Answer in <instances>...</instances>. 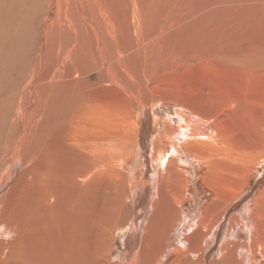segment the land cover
Masks as SVG:
<instances>
[{
	"label": "bare ground",
	"instance_id": "obj_1",
	"mask_svg": "<svg viewBox=\"0 0 264 264\" xmlns=\"http://www.w3.org/2000/svg\"><path fill=\"white\" fill-rule=\"evenodd\" d=\"M12 1L13 3H11ZM11 4H13L12 7ZM160 5L161 0H0V6L4 7L6 10H11V13L9 12L8 15L11 14L12 16L14 15L13 17L16 16L17 12H13L12 10H18L19 13L23 15L22 18L24 20L22 19V25L26 22L28 23V20H31V16L45 15L42 26H44L46 29L44 30V36L42 34V41L40 43L41 46L38 45L40 46V48L38 47L39 53L37 56L39 60L43 61L45 57L49 62L53 60L51 58L53 57L52 54H50V56L49 54L46 55V44L48 41L47 36L51 32V28L53 30L55 22L61 20V14L64 20L61 21V25L60 22H58L56 26V28H60L59 35L57 34L56 37L57 42H63V45L66 47L65 52L69 54V57L78 56V52L82 54L81 50H84L85 47L83 52L90 51L93 54V58L95 57L97 61L95 70L97 71V74H99L98 76H104V78L107 76L113 87L115 85L122 90H124L125 87L121 85L119 81V79L121 80L122 77H118L116 75L117 73L115 74L113 69H122V64L120 63L121 59L128 60L133 57L135 59L136 57L139 62H137L136 59L135 62L141 64L139 56L142 55L140 58L144 59V52L142 53L141 50L143 49L138 47L137 43L143 34L145 37L146 31L148 32L149 37L148 39L145 37L146 39H144L143 42L145 45L147 44V47H151L149 50L152 48L155 49V47H153V42L154 37L158 35V33L154 29L152 30L153 32L147 29L149 26L151 27L153 22L156 20H150L151 14L154 10L157 11ZM5 17L6 15L2 16L3 19H0V21H6L7 17ZM230 20L231 24L229 29L225 28L226 23L223 22L222 26H219L216 29L213 28L212 34L208 36L211 30L206 31L200 28V30L203 31L195 32V39L198 42L209 41L213 37L221 36L222 40H225L226 42H237L238 44L239 40L243 39L245 37L244 34L247 33L245 32V29H248V35H252L254 39H260V35H262L261 40L264 43V24L260 25L259 27L246 28L244 22H241V14L235 15L233 19ZM249 21L251 23L256 22L253 18ZM238 22L242 25L241 27L237 25ZM3 23L4 22L2 21V24ZM6 23L8 22L4 23L7 28L8 25ZM2 24H0V26L4 27V24ZM20 25L17 27V32L18 29H20L19 27H21ZM161 27L162 26H160V28ZM118 31L120 33V37L118 38L120 41L116 40L117 38L115 37V34L116 32L118 33ZM223 32H225L224 37ZM226 32H228V37H226ZM69 33H72V35ZM218 39L220 38L218 37ZM118 42H121L118 47L120 48L122 45V49L121 51L119 50L116 55H114L113 52L115 50V43ZM55 43L56 41L54 42L51 40L53 49H55V46H58L55 45ZM103 47L105 48L106 52L103 51ZM250 47H252V45ZM232 48L233 49H231L229 53V58L232 60L229 59V61L239 62L237 65H240V59L243 57L242 55L244 52L237 51L234 49V47ZM51 51L53 55L56 53L53 52V50ZM60 51L63 50L60 49ZM252 51H254V49L249 50V54H251ZM106 53H108V55ZM237 54L239 55L238 57ZM260 54L263 55L262 59H264V53L257 52L258 56ZM28 57L30 56L28 55ZM54 57L57 58L56 56ZM61 57H63L61 58L63 63H65L67 59H70L68 57L65 58L63 55H61ZM85 57L86 55L84 58ZM245 59H247V57ZM76 60H79L78 57ZM87 61L89 64L90 61L86 60V58L82 64L87 63ZM143 61H145V59ZM254 62L256 61L253 60V63ZM262 62H264V60ZM147 63H149L148 57ZM135 66H132V68ZM52 68L53 66L51 68L49 67V69ZM262 68L260 66L253 67V71H250L251 74L248 75V77L250 76L249 78L245 76L246 74H243V70L238 69L240 75L245 78L244 80L242 77L243 81H246L247 84L246 82L242 84L241 82L243 81L237 79V81H234L236 84H233L237 86L236 89L232 87L229 88L230 91L226 92L224 88L221 90L220 87V91L222 93L219 91L218 93L211 92L208 95L201 94L200 96H202L204 99L201 103L199 97L195 94L196 92L190 94L193 91L188 92V94L186 92H182V94L174 93L175 96H173L172 93L168 94V90L159 91L147 88V90H143V93L140 94L138 82V85L134 83L133 90L138 91V94L129 92L130 90L128 89H126V91L124 90V92L131 101V104H135L134 109L136 113H134L133 117L132 115L130 117H122L117 122L116 126L120 128L118 133L116 132L114 135V140L112 141L109 140L108 137H105V135H102L103 133L101 134V132L88 126L90 117H85L84 119L75 117L74 120L77 121V123L68 125L69 114L66 107V101L68 102V99H71L69 98L71 91L73 87L76 86L73 84H76L79 81V78H77V81L75 80L71 83L68 82L65 84L62 83L64 80L61 76H58L57 78L55 77L56 79L50 76V80H47V83H44V90L47 91L45 92L46 96H41L45 99L40 98L41 104L36 108L38 112H41L38 114V116L36 115L37 120L35 122L37 124V129L40 131H45L46 134L48 131H50L49 134H53L54 127L58 126L59 131L57 130L58 132H56V135H54V141L56 144H61V146L58 145L59 148H64V146L67 144L69 146H74L79 151L80 143L83 142L82 144L85 145L84 151L86 150L87 155L89 156L88 158L86 157V154L83 153L86 158L90 160L93 159L91 161H95L97 164H105V161H108V164L113 163L115 168H117L123 174V177L120 179V184H118L119 186L117 184L115 185L119 188L114 189L117 194V199L121 197L119 200L121 203H114V201H116L114 200L108 208V204L111 201L109 200V202L106 204V208L108 209L106 216L102 218L99 213L94 216V219H97L99 222H97L95 225L97 234L95 235L97 236L95 238L97 241L96 248H98L100 254L102 252V254L105 256L110 257L113 253L115 248H111L107 254L106 250L102 251L103 249L108 248L107 245L111 246V243H109V237L111 236L113 242L119 238L124 240V249L122 252L120 251L119 255H117L118 257L115 261L116 264H203V260H206L204 264H224L227 260H229V264H264V95L260 96L262 93H264V69ZM125 69L126 67H124L122 71L127 77H129V79H138L133 72ZM74 70V73L71 71L73 75L68 77L69 81L80 74L78 68H74ZM89 71H91V69L87 72ZM256 71L263 73V75L258 77ZM62 73L63 71L60 70L59 75ZM119 73L120 72H118V74ZM49 74L51 75V72ZM186 74L187 73H185V75ZM37 75L38 74L31 72V79L27 81V84L24 80L22 83L23 85H21L22 87L24 86L23 90H18L17 92L15 91L14 93H17L16 97H13L14 95L12 97L10 96L12 102L6 98L4 103L7 101V106L10 104L16 106L17 103L22 100V97H24L23 94L30 93L27 91L33 86L36 88V83H34V81L35 79L37 80ZM58 78L61 79V83H57L59 82ZM26 86L27 89H25ZM39 87L40 86H38V88ZM52 89L57 90L52 93ZM259 90H262V92L259 93ZM73 92H75V89ZM27 98L29 99V97ZM33 98H35L34 95ZM35 103L36 98L32 101H28L29 110H31L33 105L35 106ZM1 108L2 107L0 103V110ZM153 109L156 110L151 111ZM36 110L35 112H37ZM160 110L163 111V113L160 112ZM35 112L33 110V117ZM157 112L162 114L159 113L157 115ZM245 113L251 115L252 119L251 116L248 118V115L247 117H244ZM255 116H257V118H254ZM243 117L246 118L245 121L248 118L255 122V124L252 123V127L249 126L250 128H248L247 131H244L245 128L243 129L245 124ZM21 121L24 123V119L20 120L19 123ZM232 121L234 122V125L232 126L233 128H230L227 126V124H230ZM150 122L153 123V128L156 125L162 127L161 131L159 130L158 135L155 136L156 138L152 137L149 139L148 131L151 130ZM79 123H84L85 125H79ZM100 123L103 125L104 120H100ZM248 124L249 122H247L245 125ZM52 130L53 132H51ZM110 135L112 136L113 134L110 133ZM36 148L37 146L35 147V150H37ZM84 151H80V153ZM79 160L80 159H78V162H80ZM6 161L7 160L3 161V163L5 162L4 164H6ZM86 163L89 165V162ZM20 167L19 158L17 156L13 168L18 170ZM101 167H105V165H102ZM4 168L3 171L5 170ZM87 169L89 168H85V170ZM46 170L48 171V169ZM79 171L82 175V177L80 176V179H82L81 181L90 179L91 174L88 176H86L87 174H84V176L83 171ZM21 172L22 174L24 173V171ZM258 174L261 178L252 184L253 190H250L251 192H248L247 194L246 188L249 187L250 182L253 180L255 175ZM55 175L57 178H63L61 172H58ZM69 178L71 179L72 183H77L79 181V179H76L79 178V175L76 173H70ZM69 178L67 179L69 180ZM125 178H128L127 186L123 182ZM117 180L119 179H114L112 181V185H114ZM71 181L69 183H71ZM8 185L9 180L4 182L2 186L0 185L1 192H3V189ZM107 185L111 186L110 184ZM13 187L14 186L12 185V189L10 188V190H13ZM79 189L81 188L79 187ZM122 191H128L130 195L126 196V193L123 194L125 196L120 195V192ZM56 195L57 193L53 191L48 192L46 199L49 200L51 197ZM129 197H131L132 202L134 203V210H132L133 212L129 216H124L125 222H128V225L125 228L123 227L125 222H113L114 224L112 225L110 231L108 229L110 232V236L108 237L109 241L105 239V236L103 239V231L105 232V230L102 231V229L104 226H106L105 223H111L113 221L114 214H116L118 209H124V207L127 205L126 200ZM7 198L9 200L8 196ZM116 205L118 208H116ZM8 206L10 209H12L11 206L13 205L9 204ZM5 208L3 207L4 212L7 214V217L10 218L12 211L8 209L5 210ZM74 210L77 214H80L82 211V209L79 210L77 207ZM15 212L16 211H13L14 215ZM121 212L120 214H122ZM17 213H19V215L16 214V217L12 216L13 219H9L12 220L11 222L9 221V226L2 225L1 223L4 221L0 222V259L4 258L6 252L8 251L12 252L11 254H13L15 250L14 254L18 257H21V255L23 256L24 254H18L17 250L13 246L9 247L7 245L9 244L7 241V248L4 244L5 242L2 243L4 245H1V240H8L9 237L11 238L10 240L12 242L15 241V238L19 234V230L22 229L19 218L24 214L20 213L19 211ZM123 214H125V212ZM154 219H157L158 224L160 223L162 225L156 224L157 228H150V222ZM82 220L83 219L78 218L77 222ZM50 227L52 228V226ZM74 234L75 233H72L71 236L77 238V240L73 241L71 244H68L67 242L65 246L67 249L69 245L77 246L83 243L82 235L78 236ZM118 234L120 235L118 236ZM19 238L20 237H18V239ZM45 242L46 241L43 243ZM18 243L19 241L16 240V245L19 249ZM13 244L15 245V243H12V245ZM105 245L107 247H104ZM59 246H61V244ZM42 248H44V246ZM35 249L32 250L35 251ZM48 249L49 248L47 247V250ZM78 251H80L81 255H83L81 250ZM44 253L45 252H43V254ZM76 253L77 256L78 252ZM100 254L97 255L100 257ZM15 255L13 256L15 257ZM213 256L218 259L211 260ZM20 257L18 260L24 259L23 257ZM95 257L97 258V256ZM163 257L166 258L164 259ZM30 259L31 256L27 255V260L30 261ZM78 259L80 258L77 257L76 261H79ZM94 260L96 262L97 259ZM101 262L103 263V261ZM68 263L76 264L72 261ZM78 263L84 264L86 261L84 262L82 259Z\"/></svg>",
	"mask_w": 264,
	"mask_h": 264
},
{
	"label": "rangeland",
	"instance_id": "obj_2",
	"mask_svg": "<svg viewBox=\"0 0 264 264\" xmlns=\"http://www.w3.org/2000/svg\"><path fill=\"white\" fill-rule=\"evenodd\" d=\"M11 3H13V1ZM12 5L13 4H11V7ZM233 6L235 7L238 6V7L235 8ZM12 11L17 12L15 17H13L14 15L12 16L11 14L8 15L9 12L11 13V10H6L4 7L0 6V12H1L0 19H3L2 16H5V15L8 18L7 19L5 17L6 21L1 20L0 24H2V21L4 23L8 22L6 24L9 26V27L7 26L6 28V25L4 23H3L4 27L0 26V32H1L0 34V93H1L0 103H1V107L3 108V109L1 108L0 110V164H2L0 165V178H1L0 185L2 186L4 182H7L9 180V185L3 189L4 191L2 190L3 192H1L0 190V222L4 221L1 224L9 226L10 222L12 221L9 219H13L12 216L16 217V214L19 215V213H17L18 211L24 215L19 218L22 229L19 230V234L15 238L17 241H19L18 243L19 249L16 245V240L12 242L10 240L11 239L10 237L9 238L7 237L8 240H10L12 243H15V245L14 244L12 245V243L8 241L7 239L1 240V245L5 244L6 246V241L9 242V244L7 245L9 247L13 246L17 250L18 254L20 255L24 253L23 256L21 255V257L20 256L19 257L20 258L23 257L24 259L26 257V259L18 260L19 257L14 254L15 250L13 254H11L12 252L8 251L6 252L4 258L0 259V264H14V263L16 264H21V263L22 264H51L52 261H53L52 264L53 263L54 264H70L68 262H71V261L77 264L82 259L84 260V262L86 261V263L84 264H89V263L90 264L91 263L101 264L102 263L101 261H103V263L105 264L106 263L110 264V262L111 264H116L115 261L117 260V257H118L117 255H119L120 251L122 252L124 249V246H123L124 240H122V238L121 239L119 238L115 242H113L109 231L114 223H119L121 221L123 223L125 222L124 216L126 215L127 217V215L129 216L130 214H132L133 212L132 210H134V203L132 202L131 197L127 198L126 200L127 205L124 207V209H121V210L118 209L117 210L118 214L116 211H114L116 212V214L113 213L114 214L113 221L111 223H105L106 226H104V228L102 229V231L105 230V232L103 231L102 238L104 239L106 237L105 239L108 241L110 238L109 243H111V246L107 245L108 248H105L102 251L106 250V254H107L111 248L112 249L115 248L110 257L105 256L104 254H102V252L100 254V252L98 251V248H96L97 241L95 237L97 236L95 235L97 234H96L95 225L97 224L98 221L97 219L96 220L94 219V216L98 213L102 218L106 216V214L108 213L106 204L109 202V200L111 201L108 204V208L110 207V205L112 204L114 200H116L114 201V203H119V204L121 203V201H119L121 197L117 199V194L114 189L119 188V187H116L115 185L120 184V181H121L120 179L121 177H123V174L121 173V171L115 168L113 163L108 164V161H105V164L104 163L97 164L95 163V161H91L93 159L91 160L88 159L89 156L87 155L86 150L84 151L85 145L82 144L83 142L80 143L79 151L74 146H69L67 144L64 146V148L60 147L62 149L61 151V149L59 148L61 144H56V142L54 141V135H56V132L59 131L58 126H55L53 129L55 134L54 133L49 134L50 131H48L46 134L45 131H40L37 129V124L35 121L37 120L38 114H40L41 112H38L36 108L38 107V105L41 104V99H45L42 97L46 96L45 92H47L46 90H44V83H47V80H50V76L54 79H56L58 76H61L64 80L62 81V83H65V84L68 82L71 83L75 80L77 81V78H79V81L76 84H73L74 86L75 85L76 86L73 87L71 91V94L69 97L71 99H68L69 100L68 102L66 101V107H67V111L69 114L68 125L69 124L73 125L77 123V121L74 120L75 117L79 119L90 117V122L88 123L89 124L88 126L101 132V134L103 133L102 135H105V137H108L109 140L112 141L114 140L113 138L114 135L116 134V132L118 133V130L120 128L116 126L117 122L122 117H128V116L130 117L131 115L133 117L134 113H136L134 109L135 104L134 103L131 104V101L125 95V92H124V90L126 91V89H128L130 90L129 92L138 94L139 93L138 91L133 90L134 83L137 84L138 82L139 85L138 84L137 85L138 87H140V90H139L140 94L143 93V90H147V88L152 89V90L155 89L159 91L168 90L167 91L168 94L172 93L173 96H175L174 93L182 94V92H186L188 94V92L193 91L190 94L196 92L195 94L199 97L200 103H201L204 100L203 97L200 96L201 94L208 95L211 92L218 93L220 91V87H221V90L222 88H224L226 92L230 91L229 88H232V87L236 89L237 86L233 85V84H236L234 81H237V79L243 81L242 79L243 76L240 75V72L238 69L243 70L244 71L243 74L244 75L246 74L245 76L248 77V75L251 74L250 71H253L252 70L253 67L260 66L262 68L264 66V62H262L264 60L262 59L263 55L262 54H260L259 56L257 55V52L264 53V50H263L264 43L261 40L262 35H260L261 37L260 39L256 38L257 39L256 40L253 38L252 35H248V29L247 30L245 29V32H247L246 34H244L245 37L239 40L238 44L237 42H235L236 43L235 44L234 42H226L225 40H222L221 36L213 37L209 41L198 42L195 39V32H201L203 30H206V31L211 30L208 35L210 36V34H212V29L213 28L216 29L219 26H222L223 22L226 23L225 28L229 29V26L231 24L230 19H233L235 15H239V14H241V22H244L246 28L259 27L260 25L264 24V0H163V1L161 0V5L158 8V10L157 11L154 10L153 13L151 14L150 20L152 19L153 20L156 19V20L153 22L152 26L151 27L149 26V28L147 29L150 31L154 29L158 33V35L154 37V42H153V47H155V49L152 48L151 50H149V48L151 47H147L146 46L147 44L145 45V43L143 42L144 39L146 38L148 39L149 37V34L146 31L145 33L146 38L144 37V34H143L140 37L141 39L137 43V46L143 49L141 50L142 53L144 52L143 54H144L145 61H143L144 60L143 58H140L142 57V55L139 56V60L142 65L140 63H137L139 61L137 60L136 57L135 59L137 60V62H135L134 57L128 60L121 59V62H120L122 64L121 65L122 69L126 67L125 70H130L131 72H133L135 76L138 78V79L136 78L138 81L129 79V77H127L123 73L121 68H118L116 70L113 69L115 74L117 73L116 75L118 77L120 78L122 77V79L121 80L119 79V81L121 85L125 86L124 90H122L118 86L116 87L115 85L113 87V85L111 84L107 76L105 78L104 76H100V77L98 76L99 74H97V71L95 70V65L97 64V61L95 57L93 58V54L90 51L83 52L85 50V47H84V50L83 49L81 50L82 54L78 52L79 55L77 53L78 56H74L75 58L69 57V54L65 52L66 47L63 45V42H59V41L57 42V37H56L57 34L59 35V30H60V28H56V26L58 22H60V25H61V21L64 20L61 14H60L61 20L55 22L54 24L55 26L53 30L51 28V32L47 36L48 41L46 44L47 45L46 49L48 52L46 51V55L49 54L50 56V54H52L53 57L51 58L53 60L49 62L47 58L44 56L45 59H43L44 61L43 62L42 60H39L37 56L39 53L38 47L40 48L41 46L40 43L42 41V34L44 36V30L46 29L44 28V26H42L45 15L44 16H41V15L31 16V20H28V23L26 22L22 25L21 23L23 22L22 21L23 15H21L18 10L17 11L12 10ZM252 18L256 22L251 23L249 20ZM18 25L21 26L19 27L20 29H18V32H21V33L17 32ZM237 25L239 27L242 26L239 22ZM160 26L162 27L160 28ZM178 27H181V28H178ZM183 27L185 30L183 29ZM200 28H202L203 30H200ZM227 33L228 32H226V37H228ZM69 34L72 35V33H69ZM116 34H115V37L117 38L116 40L120 41L118 39L120 37L119 31L118 33L116 32ZM224 34L225 32H223V37H224ZM182 37L185 39H183ZM218 37L220 39H218ZM204 38H207V37H204ZM51 40L54 42L56 41L55 45H58V46H55V49H53V45H51ZM213 41H216V42H213ZM59 43L62 45H60ZM120 43L121 42L115 43V50L113 52L114 55H116L119 50L121 51L122 45L120 46V48L118 47ZM234 44L235 46L237 45L238 47L237 46L235 47ZM251 45L252 47H250ZM232 47H234V49H236L237 51L244 52L242 55L243 57L240 59L241 60L240 65H237V63L239 62L234 61L235 62L234 63L233 61L232 62L229 61L230 59L229 53H230V50L233 49ZM252 48L254 49V51H252L251 54H249V50H253ZM60 49L63 51H60ZM51 50H53V52H56V53H54L53 55ZM103 51H105L104 47H103ZM65 53L67 54V56ZM108 53L106 54L108 55ZM28 55L30 57H28ZM61 55H63L65 58L68 57L70 59H67L68 61L66 60L65 63H63V60L61 59L63 57H61ZM85 55H86L85 57L86 60L90 61L89 64H88V61L87 63L82 64L84 62ZM54 56H56L57 58H55ZM238 56L239 55L237 54V57ZM1 57L3 58L5 57V58L3 59ZM77 57L79 60H76ZM147 57H148L149 63H147ZM246 57L247 59H245ZM92 60H95V61H92ZM253 60H255L256 62L253 63ZM52 66L53 68L49 69V67L51 68ZM132 66H135V67L132 68ZM74 68H78L80 71V74H78V76L74 77L71 81H69L68 77L73 75L72 73H74L75 71ZM90 69L91 71L87 72ZM262 69H264V67ZM60 70L63 71V73L59 75ZM31 72L38 74L37 80L35 79L34 81V83H36V88H34L33 86L27 91L30 93L23 94L24 97H22V100L16 105L19 108L16 106H13V104H10L9 106H7L6 105L7 101L6 103H4L6 98H8L11 101L10 96L12 97L14 95L13 97H16L17 95V93H14L15 91L17 92L18 90L19 91L23 90L24 86L22 87L21 85H23L22 83L24 82V80L26 81V84H27V81L31 79L30 78ZM50 72H51V75L49 74ZM118 72L120 73L118 74ZM185 73L187 74L185 75ZM256 74L258 75V77L263 75V73H259L257 71H256ZM119 75H122V76H119ZM129 80H131L132 82ZM58 81L59 82L57 83H61L60 78H58ZM126 82L128 83V85ZM245 82L246 81H243L241 83L243 84ZM38 86L40 87L38 88ZM25 89H27V86L25 87ZM32 89H33V93H32ZM74 89H75V92H73ZM52 90H53L52 93H54L55 90L57 89H52ZM261 92L262 90H259V93ZM220 93L222 92L220 91ZM33 95L36 98V103H35V106L33 105V107H31V110H29L28 101L29 100L32 101L33 99H35L33 98ZM263 95L264 93H262L260 96H263ZM27 97H29V99ZM33 110L34 112L35 110L38 112V113L37 112L34 113V117H33ZM155 110L156 109H153L151 111H155ZM160 112L163 113V111L161 110ZM160 112H157V115ZM247 115L248 114L245 113L244 117H247ZM249 116L251 115H248V118H250ZM244 117H243L244 123L246 124L247 122H249L248 125L244 124L243 126V129L245 128L244 131H247V129L252 127L253 124H255V122L251 120L252 116H251V119L247 118L246 120L247 122L245 121L246 118ZM22 118L24 119V123L23 121L19 123L20 120H23ZM254 118H257V116H255ZM15 120H16V124H15ZM100 120H104L103 125H101ZM79 125H85V124L79 123ZM152 125L153 123L150 122L151 130L148 131L149 139L152 137L156 138L155 136L158 135L159 130L161 131L162 129L161 126L156 125L153 128ZM233 125H234L233 121L230 124H227V126L230 128H233L232 127ZM22 129H25V130H22ZM110 129L113 131H111ZM53 130L51 132H53ZM101 130L102 131L104 130V131L102 132ZM110 133L113 135L111 136ZM34 139L36 142L34 141ZM32 141H33V144H32ZM34 145L35 147L37 146L36 148L37 150H35ZM80 151H84V152L80 153ZM83 153L86 154V157L88 158H86L85 155H83ZM17 156L19 158V167L21 166L20 168H18L20 172L13 168V166L15 165V160ZM81 157L83 158V160ZM78 159H80L79 160L80 162H78ZM5 160H7L6 164H4L5 162L3 163V161ZM86 162H89V165H87L88 163ZM90 164L92 166L94 164L95 165L92 167ZM102 165L103 166L105 165V167H101ZM80 166L82 167L84 166V167L82 168ZM3 168L5 169L4 171H3ZM85 168H89L87 169L88 172L87 170H85ZM46 169H48V171ZM79 170L83 171V175L87 174L86 176H88L89 174H91L90 179L81 181L82 179H80V176L82 177V175ZM21 171H24V173L22 174ZM58 172H61L63 178L56 177L55 174H57ZM73 172L79 175V178H76V179H79L77 183L75 182L72 183L71 179L69 178L70 173L74 174ZM64 175L66 178L64 177ZM67 178H69V180ZM260 178L261 177L259 174L255 175L253 180L250 182L249 187L246 188L247 194L248 192H251L253 190L252 184H254V182H257V180H259ZM11 179L14 181H12ZM114 179H119V180H117L116 182L114 181L115 184L112 185V181ZM127 179L128 178H125V180L123 181L126 184V186H127ZM70 181L71 183H69ZM107 184H110L111 186H108ZM12 185L14 186L13 190H10V188L12 189ZM79 187L81 189H79ZM52 191L57 193V195L54 197H51L49 200L46 199L47 193L52 192ZM128 191H122L120 192V195H123L125 193H126V196L130 195ZM7 196L9 197V200ZM5 202H7L8 204ZM9 204L13 205L11 206L12 209H10V207L8 206ZM3 207L4 208L6 207L5 210L8 209L12 211L11 213L13 215L11 214L10 218L7 217V214L4 212ZM76 207L79 210L82 209L80 214H77L76 211L74 210L76 209ZM116 208H118L117 205H116ZM125 208H126V211H125ZM13 211H16L15 215ZM119 211L120 212L122 211L121 212L122 214L125 212V214L122 215L120 214ZM78 218L83 219V220L80 222H77ZM4 219L6 220V222ZM156 220L157 219H154L153 221L151 220L150 228L151 227L155 228L157 225H162L160 223L158 224V220L157 221ZM3 223H7V224L9 223V224L7 225ZM127 225H128V222H125V224H123V227L126 228ZM50 226H52V228ZM72 233H75L74 235H78V236L82 235L83 243L77 246L69 245L67 249L65 247L67 242L68 244L69 243L71 244L73 243V241L77 240V238L71 236ZM119 235L120 234H118V236ZM18 237L20 238L18 239ZM44 241L46 242L43 243ZM42 243H43L44 248H42L43 247ZM60 244L61 246H59ZM45 245H46V248H45ZM8 246H6V248ZM107 246L105 245L104 247H107ZM32 247H35L36 249ZM47 247L49 248L48 250H47ZM32 249L33 250L35 249V251H33ZM77 249L81 250L83 255H81V252L78 251ZM218 250H219V246H218ZM43 252L45 253L43 254ZM76 252H78L77 256H76L77 254ZM97 254H100V257ZM13 255H15V257ZM27 255L31 256L30 261L27 260ZM89 256H91L92 258ZM95 256H97V258ZM77 257L80 258L78 259L79 261H76ZM41 258H44V259H41ZM163 258L165 259L166 257H163ZM94 259H97L96 262ZM213 259H218V258L213 256L211 260ZM107 261H110V262H107ZM205 261L206 260L202 261L203 264L205 263ZM227 261H225L224 264L230 263L229 260Z\"/></svg>",
	"mask_w": 264,
	"mask_h": 264
}]
</instances>
